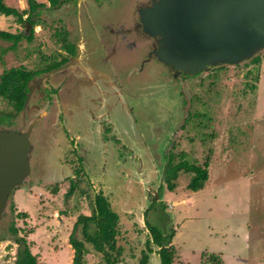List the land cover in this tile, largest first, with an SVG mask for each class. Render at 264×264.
Returning a JSON list of instances; mask_svg holds the SVG:
<instances>
[{"label":"rangeland","instance_id":"obj_1","mask_svg":"<svg viewBox=\"0 0 264 264\" xmlns=\"http://www.w3.org/2000/svg\"><path fill=\"white\" fill-rule=\"evenodd\" d=\"M47 1L43 2L48 4ZM5 2L19 10H29L27 0ZM88 4L94 7L91 0ZM118 13L116 10L115 16ZM58 14L59 11L52 12L51 18ZM33 19L36 25L32 42L24 39L12 49L9 47L11 42L0 41V76L9 68L23 63L33 68L42 53L63 49L57 37L62 25L52 20L46 22L35 14ZM0 29L19 32L29 31L31 26L17 22L14 16L0 14ZM107 31L104 33L108 34ZM108 35L106 39L110 38L113 43L115 36ZM133 39L128 36L125 42ZM119 47L118 51H125V58L130 60L134 58L129 55L136 53L137 59L142 48L135 46L131 47L135 50H126L124 45ZM260 53L259 64L241 63L212 68L187 84L195 99L182 145L175 149L174 161H178L182 154L181 158L190 163L203 165L208 160L210 165L209 178L197 191L188 187L192 172L181 170L172 181L175 184L173 189L162 186V201L153 205L156 208L153 218L149 214L150 223L163 237L175 232L172 239L176 248L174 264H214L208 260L211 253L221 255L222 264H264V50ZM142 54L145 55L144 52ZM109 61V66L119 63L133 71H137L138 67L134 66L139 64V61L124 63L119 54ZM156 64L148 71H139V78L136 77L133 86L138 85L142 95L133 97L132 103L142 105L143 101L147 104L145 93L158 91V101L163 105L162 120L173 129L175 119L169 115L176 118L180 113V102L175 98L179 95L173 86H156L159 76L168 78L165 74L167 69ZM9 107L8 101L0 96V112L8 111ZM114 111L125 115L122 108H114ZM47 170L58 172L53 167ZM54 186H36L31 190V197L25 196L24 200H27L19 202L20 208L16 209L28 211L29 215H12L16 232L9 229L12 216L0 223V264L15 262L20 246L16 239L23 237L40 261L74 264L75 253L68 238L77 216L89 213V205L79 196L66 198L65 185L63 189L58 186L60 192L55 194ZM120 205L114 206L122 218L116 239L122 248L117 264H138L146 241L152 238L151 231L142 216L141 220L134 219L131 210L121 209ZM144 208L146 205L141 206V212ZM74 236L82 239L81 228ZM87 248L83 264H104L102 253L92 243L87 242ZM153 248L149 264H161L158 247L153 245Z\"/></svg>","mask_w":264,"mask_h":264},{"label":"flooded vegetation","instance_id":"obj_2","mask_svg":"<svg viewBox=\"0 0 264 264\" xmlns=\"http://www.w3.org/2000/svg\"><path fill=\"white\" fill-rule=\"evenodd\" d=\"M91 2L94 3L92 8L88 0L83 2L81 14L85 18L80 21L77 0L45 3L36 11L35 17L62 25L57 37L63 49L42 53L33 68L20 64L34 74L26 84L24 95L15 100L6 99L10 107L0 112V126L21 133L29 145L25 148L27 172L8 194L0 223L13 214L29 215L28 211L16 208H20L18 204L25 196L31 197L34 187L56 185L53 192L57 194L65 185L66 198L79 196L89 205V213L77 216L68 238L74 253L76 248L71 239L75 238L87 248V242H92L88 241L84 227L92 234L100 229L96 225L98 219L107 216L116 218L117 239L122 218L115 204L121 203V209L131 210L134 219L141 220L142 216L147 226L152 225L149 214L153 218L154 209L156 211L153 205L162 201V186L168 187L171 164L177 154L175 149L182 145L192 113L195 96L191 95L187 84L205 72L184 74L175 79L167 70L168 78L159 76V83L155 82L159 87L173 86L179 95L175 98L180 102V113L176 118L169 115L175 119L171 129L162 120L158 91L145 93L147 104L132 103L133 97L142 95L138 85H133L139 71L149 70V60L145 61L148 57L134 66L138 67V72L119 63L108 65L118 54L124 63L138 61L127 59L125 51H118L117 36L113 43L103 36L106 25L114 23L112 19L91 17L92 14L115 13L121 5L119 0ZM58 11L60 14L51 18L52 12ZM141 54L138 52L139 58ZM138 84L142 86L140 80ZM114 108H122L125 115L117 114ZM11 141L13 146L18 145L15 140ZM51 167L58 172L48 171ZM144 205L146 208L141 212ZM13 220L14 217L9 222L12 232ZM80 228L82 239L74 236Z\"/></svg>","mask_w":264,"mask_h":264},{"label":"water","instance_id":"obj_3","mask_svg":"<svg viewBox=\"0 0 264 264\" xmlns=\"http://www.w3.org/2000/svg\"><path fill=\"white\" fill-rule=\"evenodd\" d=\"M84 1L77 0L79 21ZM119 4L116 16L91 15L94 20L114 21L105 27L109 35L103 36H117V46L126 50L142 47L139 52L146 53L137 58L139 62L148 57L150 67L157 62L175 79L218 65L245 63L264 50V0H119ZM128 36L134 39L126 43ZM26 140L0 126V216L11 189L27 172Z\"/></svg>","mask_w":264,"mask_h":264},{"label":"trees","instance_id":"obj_4","mask_svg":"<svg viewBox=\"0 0 264 264\" xmlns=\"http://www.w3.org/2000/svg\"><path fill=\"white\" fill-rule=\"evenodd\" d=\"M48 1L51 4H56L59 0ZM27 2L29 10H19L17 7L8 5L5 0H0V14L14 16L17 22L28 23L31 26L29 31L25 29L19 32L0 29V41L4 40L11 42V46L9 47L12 49H15L24 39L28 42H32L34 40L36 21L33 19V16L39 8L46 5L38 0H27ZM261 58L262 55L259 52L245 63L259 64L261 63ZM220 67L223 68L225 65H218L213 67V69ZM33 74V71L26 69L23 65L13 66L3 72L0 76V96L5 99L12 100L20 98L24 95L26 84ZM21 104L22 103L18 104V109L21 107ZM5 110H7V108ZM181 157H183L182 154L180 155V159L178 161H173L171 164L172 172L169 178L168 188H174L175 184L172 182L173 179L178 177L181 170H185L192 172L188 187L194 191L199 190L204 186L205 182L209 178V161L206 160L202 165L198 163H190L187 159ZM19 215L21 217H25L24 213H20ZM115 220V216H107L105 218L98 219L96 225L100 229L95 230L92 234L88 232L87 226L84 227V232L86 233L88 241L92 242L94 248L98 252L102 253L104 264H117L119 256L122 252V248L117 245V232L114 228ZM149 228L152 238L146 241V248L142 251L138 264H149L151 253L154 252L153 245L158 247L157 253L160 255L161 264H174V260L176 258V248L172 244V239L175 232L173 231L169 235L163 237L161 232L154 226L149 225ZM16 231L17 229L14 228V232ZM16 241L20 244V246L17 258L13 264H47L46 262L40 261L38 255L31 251L26 238H18ZM71 241L73 242V246L76 248L73 258L74 264H83V257L88 249L84 247L82 242L75 240V238H72ZM208 260L212 261L214 264H222L223 262L222 256L216 253H211Z\"/></svg>","mask_w":264,"mask_h":264},{"label":"crops","instance_id":"obj_5","mask_svg":"<svg viewBox=\"0 0 264 264\" xmlns=\"http://www.w3.org/2000/svg\"><path fill=\"white\" fill-rule=\"evenodd\" d=\"M38 1H39V0H38ZM43 1H46V0H42V2H43ZM39 2H41V1H39ZM44 3H45V2H44ZM1 41H2V40H1Z\"/></svg>","mask_w":264,"mask_h":264}]
</instances>
